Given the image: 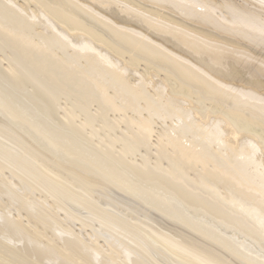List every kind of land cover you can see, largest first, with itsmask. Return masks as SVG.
Segmentation results:
<instances>
[{"label":"bare ground","instance_id":"1","mask_svg":"<svg viewBox=\"0 0 264 264\" xmlns=\"http://www.w3.org/2000/svg\"><path fill=\"white\" fill-rule=\"evenodd\" d=\"M0 264H264V0H0Z\"/></svg>","mask_w":264,"mask_h":264}]
</instances>
